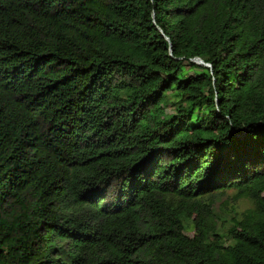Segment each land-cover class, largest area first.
<instances>
[{
	"label": "trees",
	"instance_id": "16d2710c",
	"mask_svg": "<svg viewBox=\"0 0 264 264\" xmlns=\"http://www.w3.org/2000/svg\"><path fill=\"white\" fill-rule=\"evenodd\" d=\"M0 264H264V0H0Z\"/></svg>",
	"mask_w": 264,
	"mask_h": 264
},
{
	"label": "rangeland",
	"instance_id": "374dc122",
	"mask_svg": "<svg viewBox=\"0 0 264 264\" xmlns=\"http://www.w3.org/2000/svg\"><path fill=\"white\" fill-rule=\"evenodd\" d=\"M118 94H120L122 96L121 99H119V98L117 99V97L110 98L109 100L104 102V105L105 106H116V105H120L123 102H126L124 98L127 97V95H129V90L126 89V88L118 89L116 91V95H118ZM233 194H234V191H232V190L228 191V195L227 196H229V197L227 199V202H228L227 205H224L223 203L220 204L222 206V208H224L225 210H230L233 206L237 205L231 199Z\"/></svg>",
	"mask_w": 264,
	"mask_h": 264
},
{
	"label": "water",
	"instance_id": "95a60500",
	"mask_svg": "<svg viewBox=\"0 0 264 264\" xmlns=\"http://www.w3.org/2000/svg\"><path fill=\"white\" fill-rule=\"evenodd\" d=\"M195 61L201 65H204V66H210L209 63L205 62L203 59L201 58H197L195 59Z\"/></svg>",
	"mask_w": 264,
	"mask_h": 264
}]
</instances>
